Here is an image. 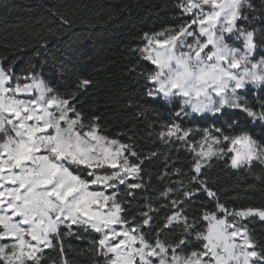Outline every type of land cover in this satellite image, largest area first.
Returning <instances> with one entry per match:
<instances>
[{
	"label": "snow or ice",
	"instance_id": "6c2138e0",
	"mask_svg": "<svg viewBox=\"0 0 264 264\" xmlns=\"http://www.w3.org/2000/svg\"><path fill=\"white\" fill-rule=\"evenodd\" d=\"M174 7L172 27L130 49L153 66L137 115L157 117L147 135L164 152L87 117L79 92L91 80L61 93L35 65L18 73L16 57L0 56V264H71L72 240L96 264H264L252 227L264 206L230 208L205 174L213 160L264 171V0ZM180 151L187 171L174 166ZM160 159L157 191L145 169Z\"/></svg>",
	"mask_w": 264,
	"mask_h": 264
},
{
	"label": "trees",
	"instance_id": "16d2710c",
	"mask_svg": "<svg viewBox=\"0 0 264 264\" xmlns=\"http://www.w3.org/2000/svg\"><path fill=\"white\" fill-rule=\"evenodd\" d=\"M255 2L260 4V0ZM174 5L175 0H0V56L16 57L18 73L35 65V71L61 93L75 91L81 78L91 80L79 92V106L87 117L100 116L105 134L126 133L120 138L132 137L144 152H164L155 136L147 135L157 117L137 115L144 86L140 73L153 66L130 49L144 45L145 33L172 27L176 23ZM61 15L68 24L61 22ZM39 37L48 40L47 48H36ZM160 111V119L167 118V110ZM171 155L175 167L188 170V153ZM163 167L162 159L146 162L145 175H151L157 191L164 186L156 179ZM205 174L221 202L230 208L264 206V179H257L264 177V171L259 166L252 171L237 170L213 160ZM252 227L257 238L264 240V226L256 223ZM71 245V264H96V257L86 251V242L72 240Z\"/></svg>",
	"mask_w": 264,
	"mask_h": 264
}]
</instances>
